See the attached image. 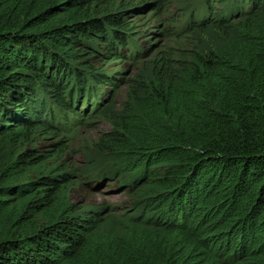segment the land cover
<instances>
[{
  "label": "trees",
  "instance_id": "16d2710c",
  "mask_svg": "<svg viewBox=\"0 0 264 264\" xmlns=\"http://www.w3.org/2000/svg\"><path fill=\"white\" fill-rule=\"evenodd\" d=\"M99 1L0 0V264H264V0H241L236 38L175 86L157 82L122 123L152 217L102 239L29 148L38 116L74 124L91 80L105 81L77 75L93 41L126 45L111 24H128L101 18Z\"/></svg>",
  "mask_w": 264,
  "mask_h": 264
},
{
  "label": "rangeland",
  "instance_id": "374dc122",
  "mask_svg": "<svg viewBox=\"0 0 264 264\" xmlns=\"http://www.w3.org/2000/svg\"><path fill=\"white\" fill-rule=\"evenodd\" d=\"M240 1L102 0L95 3L99 5L101 18L121 14L119 23L128 25L111 24V27L128 38L126 45L117 53L110 41H93L84 61L75 65L81 72L77 75L85 76L86 85L91 77L105 81L91 80L93 84L86 92L85 101L88 109L79 111L81 120L74 124L71 122L74 119L55 117L54 113L38 116L43 123L29 148L43 157L41 165L47 175H60L70 184L69 198L76 216L87 215L93 220L92 232L101 239L121 232L131 224L130 219L140 224L152 217L149 208L142 206L136 175L130 171L135 157L122 154V143L117 141L123 139L122 123L140 115L139 102L155 93L157 82L175 86L197 58L221 49L236 38L244 22L235 14ZM104 46L112 48L110 55L103 53ZM75 79L71 84H77ZM74 91L72 88L71 94ZM90 94L97 98L91 99Z\"/></svg>",
  "mask_w": 264,
  "mask_h": 264
},
{
  "label": "bare ground",
  "instance_id": "6f19581e",
  "mask_svg": "<svg viewBox=\"0 0 264 264\" xmlns=\"http://www.w3.org/2000/svg\"><path fill=\"white\" fill-rule=\"evenodd\" d=\"M146 50V49H145Z\"/></svg>",
  "mask_w": 264,
  "mask_h": 264
}]
</instances>
